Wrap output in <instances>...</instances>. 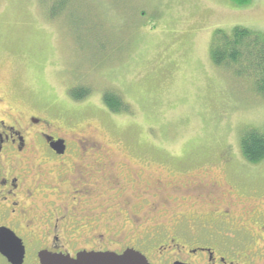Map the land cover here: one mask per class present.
Returning <instances> with one entry per match:
<instances>
[{"label":"rangeland","instance_id":"obj_1","mask_svg":"<svg viewBox=\"0 0 264 264\" xmlns=\"http://www.w3.org/2000/svg\"><path fill=\"white\" fill-rule=\"evenodd\" d=\"M234 27L264 36V0H0V112L87 136L137 213L145 201L163 217L226 204L264 213V159L240 151L246 129L264 135V98L210 57L214 32ZM77 88L89 95L72 99ZM106 92L126 111L109 112ZM258 227L247 250L262 245Z\"/></svg>","mask_w":264,"mask_h":264},{"label":"flooded vegetation","instance_id":"obj_2","mask_svg":"<svg viewBox=\"0 0 264 264\" xmlns=\"http://www.w3.org/2000/svg\"><path fill=\"white\" fill-rule=\"evenodd\" d=\"M95 148L47 115L0 112V264H40L44 253L74 258L127 250L148 264H264V213L245 208L238 217L226 204L163 217L145 201L138 214L113 164L90 154ZM255 226L262 245L253 252L247 247L257 246Z\"/></svg>","mask_w":264,"mask_h":264},{"label":"trees","instance_id":"obj_3","mask_svg":"<svg viewBox=\"0 0 264 264\" xmlns=\"http://www.w3.org/2000/svg\"><path fill=\"white\" fill-rule=\"evenodd\" d=\"M246 5L249 0H232ZM210 57L214 65L231 70L233 75L248 78L254 93L264 98V36L256 31L234 27L229 33L216 30L210 45ZM89 95L86 89H72L70 96L82 100ZM106 109L115 114L126 111L121 98L112 93L103 94ZM240 151L245 160L257 163L264 159V135L255 129H246L240 138Z\"/></svg>","mask_w":264,"mask_h":264},{"label":"water","instance_id":"obj_4","mask_svg":"<svg viewBox=\"0 0 264 264\" xmlns=\"http://www.w3.org/2000/svg\"><path fill=\"white\" fill-rule=\"evenodd\" d=\"M3 252V250H1ZM40 264H148L140 253L127 250L117 255L112 252H81L74 258L61 254L44 253L40 255Z\"/></svg>","mask_w":264,"mask_h":264}]
</instances>
